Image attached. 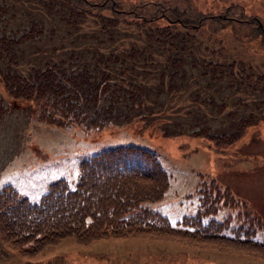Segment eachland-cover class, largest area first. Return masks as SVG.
Masks as SVG:
<instances>
[{"label": "rangeland", "instance_id": "rangeland-1", "mask_svg": "<svg viewBox=\"0 0 264 264\" xmlns=\"http://www.w3.org/2000/svg\"><path fill=\"white\" fill-rule=\"evenodd\" d=\"M189 1L208 12L239 4L247 19L252 16L249 27L258 25V19L264 29V0ZM45 2L0 0V40L11 55L7 62L11 72H28L60 56L66 59L69 53L82 61L81 66L95 67L83 59L89 57L87 46H96L102 39L90 37L91 28L77 26L80 30L72 27L71 31L73 20L72 24L65 21L63 3ZM246 30L231 33L227 26L212 37L199 35L201 44L204 40V46L216 50L220 49L215 46H222L233 61L221 52L215 61L225 67L211 72L201 65L203 58L210 60L203 50L204 54L196 55L197 62L188 60L183 65V77L167 80V94L140 85L148 95L151 106H144L154 112L152 117L135 116V109L123 104L120 120L99 129L74 122L47 123L41 120L38 104L12 96L0 84V190L8 185L19 198L37 203L59 179L74 189L83 160L103 149L132 145L154 153L167 174L162 198L151 208L173 228L190 229L181 228L178 221L195 213L198 183L209 191L213 180L221 198L227 195L230 203L218 200L222 203L218 213L205 221H221L227 215L233 221L239 212L260 224L253 240L263 242L264 50H257V40H250ZM2 61V69L8 67ZM116 62L112 76L131 66ZM0 264H264V260L142 238H99L82 244L64 237L31 257L0 246Z\"/></svg>", "mask_w": 264, "mask_h": 264}, {"label": "trees", "instance_id": "trees-1", "mask_svg": "<svg viewBox=\"0 0 264 264\" xmlns=\"http://www.w3.org/2000/svg\"><path fill=\"white\" fill-rule=\"evenodd\" d=\"M44 1L46 5L63 3L65 21L72 24L70 18L73 20L71 31L80 30L77 26L91 28L88 35L102 39L96 46H87L89 57L83 62L91 60L93 68L86 63L81 66L82 61L69 53L66 59L60 56L51 64L47 61L19 73L11 72V62L7 63L11 55L0 40V65L5 60L8 66H0V84L12 96L38 104L41 120L57 126L74 122L99 129L119 121L123 104L128 103L135 116L152 117L154 112L146 108L151 103L140 85L167 94V80L183 77V65L188 60L197 62L196 55L204 54L203 50L210 60L203 58L201 65L211 72H222L225 67L215 61L221 52L233 61L222 46H215L220 49L216 50L204 46V40L201 44L199 35L212 37L227 26L231 33L246 27L249 39L257 40V50H264L261 21L256 19L258 25L249 27L252 16L247 19L236 3L208 12L189 0ZM208 7L213 6L205 9ZM117 60L131 66L112 76ZM79 172L74 189L59 179L37 203L21 199L10 186H3L0 246L31 257L64 237L82 244L99 238H142L264 260V241L253 240L261 226L252 217L237 212L233 221L230 215L221 221H205L218 213L222 204L218 200L223 205L230 203L227 195L221 198L213 180L209 191L198 183L195 213L178 221L181 228L190 229L181 230L151 208V203L162 198L168 180L151 151L132 145L103 149L83 160Z\"/></svg>", "mask_w": 264, "mask_h": 264}, {"label": "crops", "instance_id": "crops-1", "mask_svg": "<svg viewBox=\"0 0 264 264\" xmlns=\"http://www.w3.org/2000/svg\"><path fill=\"white\" fill-rule=\"evenodd\" d=\"M152 207V206H151Z\"/></svg>", "mask_w": 264, "mask_h": 264}]
</instances>
